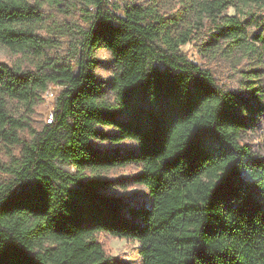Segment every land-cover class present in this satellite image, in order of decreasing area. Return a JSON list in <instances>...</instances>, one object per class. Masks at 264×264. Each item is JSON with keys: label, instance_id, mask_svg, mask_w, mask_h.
<instances>
[{"label": "trees", "instance_id": "1", "mask_svg": "<svg viewBox=\"0 0 264 264\" xmlns=\"http://www.w3.org/2000/svg\"><path fill=\"white\" fill-rule=\"evenodd\" d=\"M83 1L95 11L80 29L73 64L48 58L25 70L0 61V133L22 144L17 167L0 160L11 174L0 182V264H112L101 232L138 241L142 264H264V155L241 141L264 113L259 89L219 85L179 49L186 38L171 37L143 7L131 5L123 17L108 0ZM231 4L208 0L204 10L239 46L244 26L222 15ZM41 19L33 0H0V45L43 57L53 44L34 33ZM100 48L112 57L107 82L96 73ZM263 72L249 71L248 81ZM50 83L61 86L53 120L25 143L18 131L30 123L9 114L7 99L30 112ZM126 139L137 149L93 143ZM132 163L141 165L136 180L150 205L104 194L106 179L86 175Z\"/></svg>", "mask_w": 264, "mask_h": 264}, {"label": "rangeland", "instance_id": "2", "mask_svg": "<svg viewBox=\"0 0 264 264\" xmlns=\"http://www.w3.org/2000/svg\"><path fill=\"white\" fill-rule=\"evenodd\" d=\"M208 0H108L109 8L117 15H125V10L131 5H138L152 18H162L168 25V34L174 39L186 38L179 49L195 63L209 69L219 85L238 93H248L249 89L257 88V97H262L264 103V72L254 82H249V71H264V4L246 5L243 0H232L222 15L235 16L245 28L246 40L243 45H236L223 35L226 31L222 19L212 18L204 10ZM40 5L42 19L34 23V33L46 39H52L53 47L45 49L44 56L34 53H15L0 45V61L10 66H22L25 70H33L37 64L48 58L53 63H74L71 51L76 40L81 36L80 29L89 27L88 20L95 9L87 7L83 0H61L59 4L51 0H33ZM221 15V16H222ZM250 43V44H248ZM254 45V47L251 46ZM99 64L97 75L105 82L113 75V62L109 51L100 48L97 52ZM249 82V83H248ZM108 98L112 91L104 84ZM55 93V98L61 86L50 83L48 86ZM55 98L48 100L45 92L41 100L29 112L24 104L7 99L9 114L13 117H24L30 123L29 127L18 131V135L28 143L32 138V129L39 130L47 123L46 117L50 107L55 106ZM25 115H28L25 116ZM107 134L116 133L113 127H101ZM241 141L249 144L258 154H264V113L257 118L251 131L242 133ZM94 145L106 151L114 149L136 150L133 140H123L118 143L111 141H93ZM22 155V144H12L3 139L0 133V160L6 166L17 167ZM69 171L74 168L66 166ZM141 172L140 164H128L101 170L98 173L88 171V178L101 177L106 184L101 192L117 196L134 203L150 205L148 189L137 182ZM11 174L0 170V182L7 181ZM99 241L103 244L106 254L112 259V264H142L140 243L136 240L114 237L108 233H99Z\"/></svg>", "mask_w": 264, "mask_h": 264}, {"label": "built area", "instance_id": "3", "mask_svg": "<svg viewBox=\"0 0 264 264\" xmlns=\"http://www.w3.org/2000/svg\"><path fill=\"white\" fill-rule=\"evenodd\" d=\"M45 97L48 100H53L55 98L54 91L52 89L47 88V90L45 91ZM53 111H54V107H50V109H49V111L47 113V117H46L47 123L52 122V120H53ZM251 130H253V128L248 129L247 131H251ZM261 155H264V154H261Z\"/></svg>", "mask_w": 264, "mask_h": 264}]
</instances>
